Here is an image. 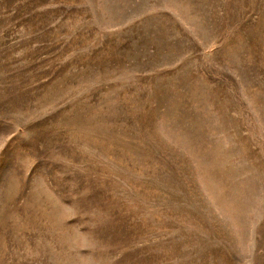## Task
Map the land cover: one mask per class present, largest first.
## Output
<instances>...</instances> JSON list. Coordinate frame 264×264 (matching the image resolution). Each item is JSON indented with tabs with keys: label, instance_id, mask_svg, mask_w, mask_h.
Masks as SVG:
<instances>
[{
	"label": "rangeland",
	"instance_id": "obj_1",
	"mask_svg": "<svg viewBox=\"0 0 264 264\" xmlns=\"http://www.w3.org/2000/svg\"><path fill=\"white\" fill-rule=\"evenodd\" d=\"M0 264H264V0H0Z\"/></svg>",
	"mask_w": 264,
	"mask_h": 264
}]
</instances>
